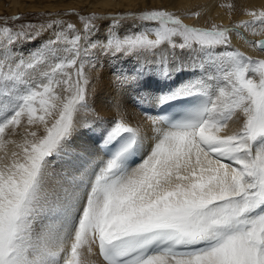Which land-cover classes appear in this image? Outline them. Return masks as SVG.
<instances>
[{"label":"snow or ice","instance_id":"6c2138e0","mask_svg":"<svg viewBox=\"0 0 264 264\" xmlns=\"http://www.w3.org/2000/svg\"><path fill=\"white\" fill-rule=\"evenodd\" d=\"M248 15L233 28L164 10L81 17L82 31L0 27V264H89L93 246L103 264H264V59L230 40L264 32V11ZM128 20L139 30L121 33ZM31 41L27 55L17 48ZM247 43L264 52V40ZM121 56L140 62L121 87L200 72L141 96L174 109L146 130L120 102L111 118L94 107L93 74ZM83 136L92 144L77 152Z\"/></svg>","mask_w":264,"mask_h":264},{"label":"rangeland","instance_id":"374dc122","mask_svg":"<svg viewBox=\"0 0 264 264\" xmlns=\"http://www.w3.org/2000/svg\"><path fill=\"white\" fill-rule=\"evenodd\" d=\"M104 1L105 0H0V27H9L13 31H18L22 26L32 24L34 25V27L30 29V31L33 33H37L41 30V25H46L52 20H59L63 25L72 23L75 25L78 31H81L83 30L84 23L81 17H88L92 15L106 17L110 15H124L128 13L139 14L142 11L151 10H164L171 12L174 15L178 16L184 24L199 28H211L213 25L225 28H233V26L238 23L250 21L252 19V17L248 15V13L252 12V10L250 8H247L245 5L239 4V0H218L217 2H215L211 14L206 13V11L203 12V10L200 8L205 3L203 4L199 2H194L192 6L186 7L184 5H176L177 2H181L180 0H111L112 6L103 7L101 3ZM219 9L221 10L218 11ZM223 12L227 14V17L229 18V21L225 24L221 23L220 20H218L219 14H222ZM12 17H19V19L13 20ZM201 18L204 20L203 25L200 24ZM95 23L104 25V27H101L99 33L97 34V38L103 39L105 32L107 31L106 26L111 23V21L102 20L95 21ZM134 23L136 22L131 20L124 21L122 28L126 27V31L139 30L138 23L136 25V28L131 27ZM243 29L244 28L235 29L234 32L240 33L237 40L240 41L241 45L248 46V50L250 51L251 49V51L246 52L244 49L239 50V45L234 44L231 41L232 48L238 49L239 51L245 53L246 56H250L254 59H264V53L252 55L253 47H251L249 43H247L249 41L254 42V39L256 37H261L262 35H264V32H260L259 34L254 35L250 30ZM25 30L28 31L29 29ZM46 34L51 35V32H48ZM44 38L45 36L41 37V39ZM38 44L39 41H32L19 44L17 45V48L20 51L24 52L25 55H27L28 51L30 52V49L35 50ZM182 56H188V54L184 53ZM123 58L122 56L118 59L108 58L101 62L100 67L103 68V66L106 65V62L109 61L107 62V65H109L110 67L108 71L112 73V75L115 74L117 77L120 74L130 73V69L134 68L135 66L137 67V65L139 64H129L135 60L133 57H128L127 61L125 62L127 67L122 69V71H119L116 69L119 66L118 61L121 63ZM120 66L122 68L124 67L123 65ZM97 71L98 70H96V76ZM96 85L97 81L93 85V87L96 88ZM126 85L128 86V84ZM123 88L124 87H120L121 91H123Z\"/></svg>","mask_w":264,"mask_h":264},{"label":"bare ground","instance_id":"6f19581e","mask_svg":"<svg viewBox=\"0 0 264 264\" xmlns=\"http://www.w3.org/2000/svg\"><path fill=\"white\" fill-rule=\"evenodd\" d=\"M180 1L181 2H179V3L177 2L176 5H184L186 7H190L193 5L194 2H199V3H203V4L205 3L204 5H202V7L200 9H202L203 12L206 11V13L211 14L212 13L211 11L213 10V6H214L215 2H217L218 0H180ZM239 2H240L239 4L245 5L247 8H250L252 10V12L259 13L260 11H264V0H239ZM101 5L103 7L112 6V1L111 0H105L104 2L101 3ZM220 10L221 9H219L218 11H220ZM218 20H220L221 23L225 24L229 21V18L227 17V14H225L223 12L222 14H219ZM68 22H70V21H68ZM200 22H201L200 24L203 25L204 20L201 18ZM126 30H127L126 27L122 28L121 33H123ZM243 30H246V29H243ZM238 37L239 36H237L236 32L233 31L230 33V39H231L232 43L240 46L241 45L240 41L237 40ZM263 37H264V35H262L261 37H256L254 39V41L260 40ZM239 46H238L239 50L244 49L246 52L251 51V49H250V51L248 50L249 48L246 45H241L240 47ZM233 49H235V48H233ZM30 51H33V49L32 50L30 49ZM261 53H264V52H260L256 48L253 47L252 55L253 54H261ZM127 58H123L121 63L118 61L119 66L116 68L117 70L122 71V69L127 67L125 64V62L127 61ZM182 59L185 61L186 65L192 64V58L190 56H182ZM134 60L135 61H132L129 64H131V65L135 64V63L140 64V62L137 61L135 58H134ZM107 62H109V61H107ZM107 62H106V65H104L105 67L103 66V68H102L99 66L97 68V70H98L97 76L99 77V79L97 80V85H96L95 90L98 93V95L95 99L94 107L105 118H111L114 115H116L115 109L113 108V104L116 102H120L123 106L121 114L124 116L126 121L129 122L130 124H132L133 126L139 125L140 127L144 128L146 130L150 129V127H151L149 117H154L153 111L156 109L157 106L155 105L154 98H152V97H148L144 103H141V99H140L141 96L147 92H156L157 90L164 88V87H167V88L175 87L183 81L192 79L194 73L200 72V69L198 67L186 66L183 71L174 73L173 79L170 81H160L156 77L153 76L151 78H146L145 81H142L139 84L129 82V83H127L128 86L127 85L123 86L124 87L123 91H121V89H120L121 86L119 87V85L116 83V78H117L116 75L115 74L112 75V73H110L108 71V69H110V67H109V65H107L108 64ZM139 64L137 65V67L135 66L134 68H131L130 69L131 72L127 73V75L131 76L133 71L139 67ZM113 65H115V64H113ZM113 65H112V67H113ZM120 65H123L124 67L122 68ZM149 69L152 71H156V66L154 64L150 63L146 66V71ZM93 75H96V73H94ZM87 118L91 119V117H87ZM25 126H27V125H25ZM32 130H38L39 132L43 131L42 128L37 129L35 127ZM21 132H23V129H21ZM9 139H14L17 142H19L20 137L19 136H10ZM91 144H92V141L89 140L87 136L80 137L78 139V141L76 142V150H77V152H79V151H81L82 147H85V146H88ZM98 146L99 145H96V147H98ZM15 149L16 148L14 145L8 146L9 151H12ZM16 151H18V149H16ZM2 154L3 153L0 152V155H2ZM101 155L102 154L99 152L96 153V156H101ZM87 259L89 261V264H103L97 256L95 246H93V254L87 256Z\"/></svg>","mask_w":264,"mask_h":264}]
</instances>
